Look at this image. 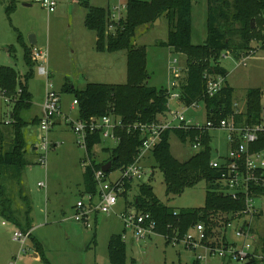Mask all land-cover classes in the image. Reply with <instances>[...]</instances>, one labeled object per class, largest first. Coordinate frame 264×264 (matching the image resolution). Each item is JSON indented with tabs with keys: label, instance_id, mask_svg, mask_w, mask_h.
I'll return each instance as SVG.
<instances>
[{
	"label": "rangeland",
	"instance_id": "374dc122",
	"mask_svg": "<svg viewBox=\"0 0 264 264\" xmlns=\"http://www.w3.org/2000/svg\"><path fill=\"white\" fill-rule=\"evenodd\" d=\"M10 1L0 0V67L14 68L22 79L28 68L24 62V49L18 42V36L21 34L28 44L30 36H35L38 44L34 48L47 54L49 81L61 96L65 112L74 99L73 94L63 92L66 85H74L76 89L84 90L90 82L115 85L127 83V52L97 54L98 50L93 41L94 32L86 28L84 21V13L87 12L85 2L107 8L108 3L112 6L126 7L127 0H57V9L53 13H49L35 0H16V8L9 18L6 11ZM207 8L208 0H196L193 3L192 41L196 45L204 44L203 41H199V38L207 35ZM111 10L114 14L117 13L112 8ZM120 13L123 16L126 15L124 9H121ZM168 30V22L165 18L159 19V22H155L153 26H144L137 30L134 44L136 47H146L147 71L150 75L147 81L149 87L160 89L170 85L172 79L170 66L174 59L178 60L179 66L186 69L184 55L157 45L160 41H166ZM252 46L256 49V53L247 61L246 66L240 64L241 61L233 56L223 55L220 60L221 66L229 73L227 80L235 89L234 101L239 104L241 111L246 108L249 89H260L263 92L264 106V48L259 42H254ZM11 48L13 52L8 53ZM185 76L186 74L183 79ZM46 83L47 79L39 76L35 68L34 77L29 82L34 106L22 112L23 119L29 123L24 129L28 143L26 160L29 165L23 172L20 184L5 177L2 178V183L6 187L8 198L13 202L16 217L22 226H25L28 219L26 215L28 206L31 208L28 216L33 230L32 236L45 245L44 253L51 264H111L109 241L115 234L123 235L124 230L116 214L112 213L106 219L102 217V223L97 230L86 229L73 219L74 207L84 190L86 170L83 167V160L86 159V151L78 144V137L73 133L71 126L61 118L60 124H57L49 133V140L52 143H58V147H50L48 150L47 168L39 164V158L44 152L34 151L29 145L34 140L38 144L41 142V130L39 126L33 125L32 121L40 115ZM170 107L178 111L183 110L176 101L170 102ZM12 109L13 104L2 97L0 89L1 123L10 119ZM69 116L72 120H76L79 116L78 108L71 111ZM186 116L193 121L205 123V106L199 104L197 109H191ZM3 128L9 129L5 131L7 147L12 134L10 127ZM210 135L212 159L220 160L228 154V134L216 130L211 131ZM170 145L173 156L180 161H186L195 154L191 144L181 142L174 133L170 136ZM114 147V141L104 139L101 144L94 147L92 160L97 164L108 162ZM149 158L145 162L144 170L147 174L143 182L153 187L155 195L163 204L176 211L200 209L205 206L207 182L202 181L193 188H187L180 196H167L164 175L154 158L152 156ZM119 174L118 170L115 171L110 179L115 180ZM40 184H44L45 187H40ZM134 186V190L128 194V199L133 201L138 194V187ZM133 201L128 205L133 206ZM130 206L127 208L129 211L133 210ZM119 207L125 208L122 203ZM255 207L261 214L253 223L255 246L260 251L264 242L263 197L256 199ZM243 224L244 220L236 219L233 221L232 228L227 230L229 241L237 242L239 246L242 245V241L236 237L235 230L241 228ZM17 230H19L18 226L0 216V264H15L14 255L19 258L17 264H46L35 254L31 240L27 242V253H21L20 244L13 240V233ZM219 231L220 229L216 231V236L218 235L216 238L222 237ZM194 236L197 237V234L194 233ZM131 238L132 233L128 230L125 240L128 248L127 264H194L196 254L205 252L199 250L195 253L187 249L183 242L167 243L163 236L157 234L135 244L138 248V255L135 258ZM227 262L228 260L219 257H208L201 261L202 264H226ZM244 263L235 260L230 262V264ZM258 264L264 263L260 261Z\"/></svg>",
	"mask_w": 264,
	"mask_h": 264
},
{
	"label": "trees",
	"instance_id": "16d2710c",
	"mask_svg": "<svg viewBox=\"0 0 264 264\" xmlns=\"http://www.w3.org/2000/svg\"><path fill=\"white\" fill-rule=\"evenodd\" d=\"M196 0H127L126 15L119 22L112 21L110 7H94L85 2L87 13L85 26L93 31L98 41L96 49L99 52H127V83L123 85L90 83L84 90L73 86H64L63 92L73 94L78 101L80 120L89 121L91 118H101L115 115L121 118L123 129L116 131L119 143L111 151L112 170L117 171L132 165L142 145V134L129 126L135 124L152 125L161 122L169 110L167 88H154L147 85L150 75L147 71L146 47H136L134 44L137 30L144 26H153L159 19L168 22L166 41H160L158 46L167 47L176 54L186 57L185 78L182 82V102L190 105L204 101L209 119H224L234 112L235 89L227 81L228 71L221 66L223 55L231 53L239 60L253 49L254 42L264 48V0H208L207 38L204 44L196 45L192 41V11ZM17 1L11 0L7 8L10 18L16 8ZM112 26L113 31L108 29ZM18 42L24 49V62L28 68L26 74L19 77L17 71L9 66L0 67V89L2 94L14 102L11 123L0 122V216L14 223L25 232L31 231L32 226L28 214L25 226H22L13 208V202L7 196V190L2 178L15 180L20 184L23 172L29 165L26 160L28 151L24 129L29 125L22 117L24 110L33 107V96L29 92V82L34 77L36 62L33 59V46L25 42L19 34ZM12 48L10 53H12ZM222 75L226 85L213 98L206 97L205 74ZM183 75V77H184ZM21 90V93H19ZM263 92L260 89H249L247 92L246 108L236 117L237 125L252 126L263 119ZM33 125H39L37 118ZM4 126L10 127L11 140L6 147L7 138ZM174 133L181 142L192 144L201 133L197 130L184 131L180 129L166 130L159 144L152 152V157L164 175L167 196H180L187 188H193L200 182L208 184L205 206L200 209H175L163 204L154 193L149 183H141L138 194L134 197L133 205L139 212H149L156 223L157 234L163 236L167 243L177 239L178 243L188 232L198 224L206 227L209 239L216 238V231L223 236L226 225L236 220L235 215L245 209L243 201H235L219 193L216 181L219 173L210 167L212 161V137L210 133L201 136L202 151L192 155L186 161L175 158L171 152L170 136ZM103 141L100 134L88 137L87 147H93ZM256 151L264 149V138L253 147ZM103 164H93L85 172V191L94 194L97 190L94 171L101 169ZM130 192L132 184L126 186ZM22 192V190H20ZM264 195L263 190H259ZM126 203L128 196L126 195ZM261 215V214H260ZM241 218V217H240ZM219 238V239H222ZM217 240L222 246L225 237ZM33 248L46 264H51L45 256L44 249L31 234ZM264 252V242L261 247ZM111 264H127V244L122 235L111 237L108 246ZM228 261L226 264H230ZM252 260L244 264H258ZM261 262L264 263V260ZM194 264H202L197 259Z\"/></svg>",
	"mask_w": 264,
	"mask_h": 264
},
{
	"label": "built area",
	"instance_id": "2783aa9c",
	"mask_svg": "<svg viewBox=\"0 0 264 264\" xmlns=\"http://www.w3.org/2000/svg\"><path fill=\"white\" fill-rule=\"evenodd\" d=\"M49 13H53L57 9V0H35ZM121 9L126 12V7L117 6L113 10L117 13L112 14V21L119 22L123 17ZM110 26L109 32L113 31ZM264 36V28L262 30ZM253 47V46H252ZM247 55H242L239 59L240 64L246 66L247 61L250 60L256 53L253 48ZM233 56L231 53L225 57ZM33 59L36 62V70L38 74L47 79L46 95L42 105L43 115L41 117L39 128L42 136L40 137V144L37 145V150H41L43 155L39 158V164L43 168H47V152L50 147H58V143H52L48 135L54 126L55 119L61 113V96L54 89V86L49 81V71L47 67V54L37 48L33 49ZM172 79L170 85L167 87L169 110L161 122L152 125L135 124L129 126V133L133 130L142 134V145L139 150V155L136 161L125 169L118 170L119 176L115 180L110 177L114 173L110 169L105 172L103 168L94 171V180L97 190L94 194L86 193L76 204L73 219L86 229H94L98 217L109 216L115 213L118 219L124 226L125 233L130 230L132 233V240L134 243H139L153 235H157L156 223L149 212H139L136 207L133 210H127L126 195L129 191L126 186L128 183L139 185L144 183L147 172L144 170L145 162L152 155V152L159 144L162 134L166 130L180 129L184 131L197 130L201 133L191 144V149L194 155L199 154L202 147L201 136L211 131H224L228 134V154L220 160H213L210 167L219 173V178L216 184L219 185L218 192L221 195L230 197L235 201H243L245 209L235 215L237 220H244L241 228L235 230L236 237L242 241V245L237 242H230L227 236V230L232 228L233 222L226 225L225 241L222 246H219L217 240L219 238L209 239L206 233V227L203 224H198L192 228L188 234L179 242L184 243L187 249L193 250L197 253L199 250L205 252H198L196 259L204 261L208 257H219L223 260L249 262L252 260H264V252L262 249L257 250L255 246V233L253 223L256 217L260 214L255 207V201L258 197L264 195L259 190L264 191V149L256 151L253 147L261 142L264 138V111L263 119L260 123L252 126L237 125L235 117L241 112L239 104L234 103V112L224 119H209L207 116L206 106L204 101H197L190 105L182 102V82L185 68L179 66L177 59H174L170 66ZM206 79V97L213 98L218 95L226 85V78L222 75L205 74ZM21 93V90H19ZM2 97L10 104L14 105V101L2 94ZM176 101L182 107V111L174 110L170 107V102ZM199 104L205 106V123H200L188 119L186 113L191 109H197ZM73 105L77 106L78 101L74 100ZM165 118V119H164ZM11 116L6 124L11 123ZM73 133L78 137V144L86 151L88 137L95 134H100L102 139L112 140L119 143V137L116 136V131L123 129L124 125L121 118L115 115H108L101 118H91L89 121H82L68 119ZM92 159L89 152L83 162V166H93ZM40 187H45L40 184ZM124 205V209H118L120 204ZM248 219V221H247ZM5 225V223H4ZM197 234V237L194 236ZM32 231L25 232L17 230L13 233V240L20 244L21 253H27V242L31 240ZM123 240H126V235H123ZM222 238V237H220ZM222 238V239H223ZM222 239H219L220 242ZM177 244V239L172 241ZM13 264V263H11Z\"/></svg>",
	"mask_w": 264,
	"mask_h": 264
},
{
	"label": "crops",
	"instance_id": "0c3cea01",
	"mask_svg": "<svg viewBox=\"0 0 264 264\" xmlns=\"http://www.w3.org/2000/svg\"><path fill=\"white\" fill-rule=\"evenodd\" d=\"M92 6H94V7H104V6H96V4H91ZM107 6L108 7H110V8H114V7H117V6H120V5H117V6H112L111 4H107ZM86 13L87 12H85L84 13V21H85V16H86ZM192 28H193V26H192ZM93 32V31H92ZM94 37H93V41L95 42V44L94 45H96V43H97V41H98V38H97V36H96V34L94 33V35H93ZM206 38H207V35H204V36H202L201 38H199L200 40L199 41H203L202 43H205V41H206ZM27 44H28V42H27ZM37 44H38V41H37ZM29 46H31L30 44H28ZM199 45V44H198ZM34 48V47H33ZM97 52V54H99L100 52L99 51H96ZM8 53H10V49L8 50ZM102 53V52H101ZM100 53V54H101ZM103 55L105 54V53H102ZM39 75V74H38ZM229 75V74H228ZM40 76V75H39ZM227 79H228V77H227ZM228 81V80H227ZM90 83H93V82H90ZM89 83V84H90ZM108 84H111V83H108ZM230 85V84H229ZM73 87L75 88V86L73 85ZM29 92L31 93V91H30V88H29ZM32 94V93H31ZM45 95H46V92H45V94H44V98H43V102H44V99H45ZM32 96H33V94H32ZM33 100H34V98H33ZM73 101H74V99H73ZM73 101H72V103L70 104V107H68V109H67V112H65L64 111V108H63V102H62V98H61V113H60V115H58L57 117H56V119H55V122H54V126H53V128L55 127V126H57V124H60V122H59V119H61L62 118V120H64L65 122H68V119H71L70 118V116H69V114L71 113V111H74L75 109H77L78 107L77 106H74L73 105ZM43 102H42V104L40 105V108H41V112H40V115H38V116H36L35 118H37L38 120H39V123H40V120H41V117H42V115H43V109H42V105H43ZM33 106H34V103H33ZM33 108V107H32ZM12 113V112H11ZM34 118V119H35ZM80 118V116H77V118H76V120H78ZM165 119V118H164ZM68 124H69V122H68ZM70 125V124H69ZM37 126H39V125H37ZM53 128L51 129V132L53 131ZM112 141V140H111ZM103 142V141H102ZM115 142V141H114ZM28 144V143H27ZM29 145H30V147L34 150V151H37V145H38V143L36 142V140H34V141H32V142H30L29 143ZM117 146V142H115V147ZM95 147V146H94ZM94 147H93V149H94ZM114 147V148H115ZM93 149H92V151H89L88 149H87V151H86V157H87V153L89 152V154H90V157H91V159H92V152H93ZM107 151H110V149H106ZM151 156V155H150ZM110 159H111V157H110ZM110 159H109V161L108 162H104L103 163V166H105L106 164H108L109 162H110ZM150 159V158H149ZM84 161V160H83ZM92 164H94L95 162H94V160H92ZM97 164V163H96ZM102 166V167H103ZM113 166V165H112ZM84 168H85V170H87L88 168H90V167H93V166H90V167H86V166H83ZM154 167V166H153ZM111 169H112V167H111ZM112 172H114V171H112ZM115 173V172H114ZM113 173V174H114ZM151 175H152V173H151ZM150 175V176H151ZM134 187L135 186H133L132 187V189L130 190V192H132V190H134ZM42 188H44V187H42ZM86 194V191H85V181H84V190H83V192H81V198L84 196ZM80 198V199H81ZM79 199V200H80ZM78 200V201H79ZM131 201H133V200H129L128 199V201H127V207H129L130 205H128V204H130L129 202H131ZM121 207V206H120ZM119 207V209L118 210H121L122 211V209ZM131 208H133V207H135L134 205L132 206H130ZM75 208V207H74ZM111 215H109V216H102V217H104L105 219L107 218V217H110ZM102 217H98V219H97V221H96V226H95V228L94 229H96L97 230V228L101 225V223H102ZM27 221V220H26ZM21 223V222H20ZM22 224V223H21ZM80 225V224H79ZM82 226V225H81ZM20 229V228H19ZM31 231H32V233H33V230L31 229ZM96 232V231H95ZM123 232V235H127V232L125 233V230H123L122 231ZM95 235H96V233H95ZM115 235H122L121 233H119V234H115ZM123 235H122V237H123ZM114 236V235H113ZM37 240V239H36ZM38 241V240H37ZM131 242H132V245H134L133 246V252H134V248H137V247H135V244L136 243H134L133 242V240H132V238H131ZM39 243H41V245H42V247H43V249L45 250V245H43V243H42V241H39ZM32 246H33V244H32ZM34 249V248H33ZM137 250H138V248H137ZM35 254H37L36 252H35ZM37 256H38V254H37ZM14 258H15V264H17V261H18V257H17V255H14L13 256Z\"/></svg>",
	"mask_w": 264,
	"mask_h": 264
},
{
	"label": "water",
	"instance_id": "95a60500",
	"mask_svg": "<svg viewBox=\"0 0 264 264\" xmlns=\"http://www.w3.org/2000/svg\"><path fill=\"white\" fill-rule=\"evenodd\" d=\"M157 22H159V20H157L156 23H157ZM29 44H30L31 46H33V47H35V46L37 45V39H36L35 36H30V38H29ZM112 165H113V162L110 161L108 164H106V165L103 166L102 168H103V170H104L105 172H108V171L111 169ZM134 253H135V258H137V255H138V250H137V248H134Z\"/></svg>",
	"mask_w": 264,
	"mask_h": 264
}]
</instances>
